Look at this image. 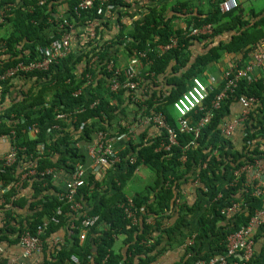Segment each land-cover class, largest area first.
I'll return each mask as SVG.
<instances>
[{"label": "trees", "instance_id": "obj_1", "mask_svg": "<svg viewBox=\"0 0 264 264\" xmlns=\"http://www.w3.org/2000/svg\"><path fill=\"white\" fill-rule=\"evenodd\" d=\"M78 1L45 0L39 4L38 0H1L0 6L9 9L4 22L9 23L10 30L0 36V74L17 62L40 58L44 47L59 38L61 28L49 20L54 14H64L77 28L90 18L100 20L109 4L95 0L91 9L76 14L73 8ZM196 1L201 0H150L141 18H134L136 14L118 9L126 6L121 0H110L116 4V14L125 13L133 19L129 26L120 24L115 37L100 44L95 36L88 35L82 45L87 51H70L47 70L21 72L0 84V136L14 130L15 143L23 148L18 150L13 164L0 169V216L5 219L0 223V240L15 243L24 230L35 233L43 218L62 204L58 199L62 191L58 180L39 174L20 179L33 162L37 170L56 167L66 173L73 170L76 162L86 165L87 156L76 143H93L100 130L111 136L127 132L128 105L132 107L133 120L140 112H162L167 122L175 125L173 101L190 86L193 77L207 83L204 71L208 64L217 62L224 52H241L245 60L252 51L264 49V12L258 15L250 10L253 15L244 19L240 6L221 12L220 0H210L211 8L203 12L196 7ZM184 8L189 9L188 13L182 11ZM191 17H195L196 24H211L212 32L185 36L177 20ZM222 34H227L225 39L220 37ZM171 36L177 37V47L162 53L147 52L150 62L144 64V79L151 86H147L146 96L138 97L127 89H111L115 77L106 65L110 60L117 65L116 53L120 49L130 56L134 51L166 44ZM77 65H81L80 72ZM86 75L90 76L89 83ZM206 85L202 109L196 108L189 114L193 124L206 112L212 114L200 127L198 136L179 134L178 143L169 150L158 149L165 131L156 128L157 133L150 135L148 128L156 126L149 124L137 133L139 142L121 141L123 147L114 179L104 182L105 189H99L101 182L87 172L85 184L78 191V199L88 207L87 213L98 215V222L87 230L82 241L80 217L73 213L61 216L57 224L50 223L43 237L63 230L65 241L51 249L46 245L41 264H150L170 245L171 239H181L184 233L191 236L193 230V244L185 245L175 264L207 261L226 252V237L247 224L260 207L259 199L245 183V173L236 182L224 185L230 183L233 171L264 159V75L253 81L240 79L218 107H213L212 100L222 90L224 79L217 86ZM78 89L80 92L74 95ZM242 96H252L257 101L236 130L238 148L233 135L225 136L221 126L241 109ZM94 101L97 103L92 105ZM58 112L72 115L57 119ZM116 118L121 122L114 124ZM54 124L59 129L47 131ZM33 125L37 128L34 135L30 133ZM192 140L194 143L184 148ZM183 154L185 159L181 160ZM130 156L135 158L133 163ZM141 164L152 171L154 181L147 194L136 192L131 196L138 216L136 224H132L120 204L127 199L123 191L125 181ZM194 179H198L193 187L194 199L187 201L182 196V185ZM27 185L33 192L29 197L19 193ZM233 202L239 203V208L229 216L223 215L221 209ZM63 209L66 211L67 206ZM192 215L197 217L194 229L190 224ZM71 222L75 225L72 228ZM258 228L254 242L258 237L264 238V224ZM119 235L126 246L123 254L113 251ZM71 255L78 261L71 262ZM262 256L254 248L247 264H264L260 263Z\"/></svg>", "mask_w": 264, "mask_h": 264}, {"label": "built area", "instance_id": "obj_2", "mask_svg": "<svg viewBox=\"0 0 264 264\" xmlns=\"http://www.w3.org/2000/svg\"><path fill=\"white\" fill-rule=\"evenodd\" d=\"M94 1L95 0H79L73 8L74 13L78 14L79 11L91 9L93 7ZM44 2L45 0H38L39 4H43ZM100 2H109V4H106L104 7V14L114 9L116 6L114 2L110 3V0H100ZM136 2V0H121L122 4L128 5H134ZM237 6L238 0L219 1V9L221 12L230 11ZM8 10L9 9L7 6H0V23H4L5 17L8 15ZM140 16H142V14ZM49 20L54 21L61 28L59 38L51 41V43L44 47L43 54L40 58L31 60L27 63L20 61L5 69L0 74V84L15 77L21 72L27 73L36 70H47L50 65L57 63L61 58L67 56L70 53V42L71 38L75 34L76 25L64 14H54ZM98 21L99 20L94 18H90L86 21L85 25L87 26L89 35L91 37H93L95 33V27ZM212 30V25L208 23L198 26H188L185 30H183V33L185 36L205 35L210 34ZM175 47H177V37L171 36L166 44H157L154 48L149 47L148 50L134 51L130 56H128V60L123 66L115 65L114 62L110 60L106 67L107 70L110 71L115 77V80L111 85V89L116 90L122 88L135 92L140 84V67L144 64L147 65L150 62L147 52L155 51L157 53H162L165 50ZM2 50L3 49H1V51ZM255 67L264 68V49L252 51L251 55L249 56V60H247L243 65H233L224 72V86L212 100L213 107H218L220 105L226 93L232 92L240 79H246L247 81L256 80V78L252 75ZM149 74L152 75V72ZM86 76L88 78L87 83H89L91 80L90 76ZM119 77H121V79H119ZM79 92V89L76 90L74 95H77ZM206 96V83H204L198 77H193L190 86L185 91H183L172 103V107L175 112V125L169 124L162 112H152L150 114H144L140 112L137 115V119L141 123L153 124L158 129L165 131V137L164 139H161L158 149L169 150L172 145L178 143L177 137L179 134L192 133L194 138H196L198 136L200 127L210 120L212 115L210 112H206L196 122V124H193L189 118V114L196 108L202 109V104ZM239 100L241 103V109L239 113L233 116L231 120L223 123L221 126V132L225 136L233 135L236 128L242 123L248 114L249 109L254 106L255 102L257 101V99L252 96H242ZM96 103L97 101H94L92 105ZM71 115L72 113L70 112H58L56 113V118L68 119ZM127 127L129 128L128 131L119 136H111L108 132L103 130L97 131L94 142L84 145L86 156L90 159V168L92 170H101L105 166L110 168L116 167V164L120 161L119 151L123 147V145L120 146L121 141L131 139L134 143L139 142V137L137 134H135L134 128H130L128 125ZM51 129H59V125L54 124L49 127L47 131H50ZM36 132L37 128L33 125L30 129V133L34 135ZM1 136L7 138L9 142V148L7 152L0 159V169L2 170L3 167L13 164L17 160V152L23 148L16 145L14 130H11L10 134ZM193 143L194 140L190 141L184 148H187L188 145ZM76 145L80 147V144L76 143ZM183 159H185L184 154L181 156V160ZM129 160L130 163H133L135 158L130 156ZM60 170L64 169L45 167L42 170H37L36 163L33 162L31 167L21 174L20 179H25L27 177L39 174L43 176H51L53 180L59 181ZM87 172L88 169L83 162H76L74 164L73 170L67 173L65 178H62V191L58 195V199L62 204L58 205L50 216L43 218L41 224L37 226L35 233H30L28 230H24L20 233L17 240L19 246L21 247V250L19 251L20 258L18 261L14 262V260L6 259L5 251L8 247L7 243L9 242L0 241V264H36L39 261V258L36 259V257L43 255L46 245H49L51 249V247L62 243L60 237H55L54 235L43 237L47 226L50 223H59L60 217L68 213H73L75 216L80 217L79 240L82 241L85 238L87 230L95 225L99 220L98 215L88 214V208L85 207L78 199V191L85 184ZM241 173H245V183L248 187H250L251 194L259 199L260 207L255 210L247 224L241 225L236 231L230 233L226 237V252L223 255L213 256L207 261L198 259L194 262V264H228V261L231 258H234L238 253L241 255L240 264H247L251 260L254 251L253 236L256 234V232H258V227L264 224V159L256 161L253 165H246L238 170L233 171L230 183H226L224 187L236 182L238 176ZM190 181L194 185L198 183V179ZM17 184L18 182L15 183V185ZM181 198L177 199V202H179ZM64 206H67L66 211L63 209ZM239 206V203L233 202L230 205L223 207L220 212L225 216H229L230 214L234 213L239 208ZM120 207H122L126 217L130 219V222L132 224H136L138 216L132 197H127L126 201L120 204ZM4 222L5 219L0 216V223ZM69 226L72 228L75 225L73 222H71ZM194 236L195 233L188 237L185 245L193 244ZM32 258L34 259V262H28V260ZM70 261L77 262L78 259L75 255H71ZM233 264L237 263L234 261Z\"/></svg>", "mask_w": 264, "mask_h": 264}, {"label": "crops", "instance_id": "obj_3", "mask_svg": "<svg viewBox=\"0 0 264 264\" xmlns=\"http://www.w3.org/2000/svg\"><path fill=\"white\" fill-rule=\"evenodd\" d=\"M137 2L134 5H128V4H124L126 5L124 6H119L118 9H121V11H125L127 10L128 12H131L132 14H136V16H134V18H140L141 16V12L145 9V7H147L146 5L150 2L147 0H136ZM163 1V0H161ZM148 2V3H147ZM147 3V4H146ZM195 3H197L196 7H198L201 11L206 12L208 9H210V4L211 1L210 0H201V1H196ZM146 4V5H145ZM238 6H240L243 9V18L244 19H249L251 18V15H253L250 10H253L254 13H260L258 15H261L262 12H264V0H238ZM116 9L114 8L109 12H106L102 18L98 21L96 27H95V33L93 35V37L95 36L100 44L105 43L106 41L111 40L113 37H115V35L117 34L118 28L121 25H128L130 24L131 20H133L132 18H129L127 16H125L124 14H116ZM183 12L188 13L189 9L186 10V8H184L182 10ZM119 16V19L117 20V17ZM133 17V16H132ZM182 18H184L182 16ZM195 22V17H191L189 20L186 19H180L177 20V24L183 28L184 30L188 27V26H198L199 24H196ZM5 23V22H4ZM2 24L0 26V36H5L8 31L10 30V25L9 23H5ZM105 24V26H104ZM86 31L87 34L84 35ZM84 35V36H83ZM89 35L88 32V28L86 25L82 26V27H77L75 29V34L74 36L71 38V42H70V47H71V51L74 52H79L80 49L87 51L85 48H82L83 44L85 43V37H87ZM227 34H222V36H220L222 39L226 38ZM117 57H116V63L118 66H123L127 60H128V56L123 53L122 49H120L117 53ZM242 53L241 52H236V53H227L224 52L222 54V56L218 59L217 62H211L210 64L207 65L204 74L206 76V82L212 85H219L222 81H223V76H224V72L229 69L231 66H236L238 64L239 61H241V65H243L247 60H249V57L245 60H242ZM94 59V58H92ZM240 65V64H238ZM240 65V66H241ZM78 68V72L81 71V65H77ZM146 71H145V67L144 65H142L140 67V84L138 89L135 91L136 95L139 97H144L146 96V94L148 93V87L147 86H151L150 83L144 79V76L146 75ZM252 75L258 79L259 77L264 75V68L263 67H255ZM157 83V81L155 82V84ZM206 83V84H207ZM160 85V84H159ZM23 89H26V86L23 87ZM15 93V92H14ZM13 93V94H14ZM113 102H115V100H113ZM127 108V112L129 115V122L127 125L131 128H134V132L135 134H137L140 131H143L144 129H146L149 124L146 123H141L137 118L136 120H133L132 117V107L131 106H126ZM240 109V108H239ZM239 109L236 111L235 115H237L239 113ZM139 114V113H138ZM133 120V121H132ZM121 120L119 118H116L115 120H113L114 124L120 123ZM126 123V122H125ZM157 127H149L148 128V132L150 135H153L155 133H157ZM236 130H238V127L236 128ZM235 132L233 133V138L236 141V147H240V144L237 143V141L239 140L238 134ZM84 145L86 144H80V148L85 152V147ZM9 148V142L7 138H4L3 136H0V159L1 157L7 152ZM86 167L88 169V172H91L94 174L95 179H97L99 182H101V185L99 187V189H105V184L104 182H109L111 180L114 179V177L117 175L118 170L116 167L114 168H110V167H103L101 170H92L90 168V159L87 158V164ZM250 172V171H249ZM248 172V173H249ZM60 174V180L58 181L59 184L61 185V180L62 178H65L67 176V173L64 170H60L59 171ZM154 181V175L152 173L151 170H149L148 167H146L145 165L141 164L139 165V167L135 170V172L125 181L124 187H123V191L126 194V197H131L134 193L136 192H141L144 194H147L149 192V188L148 186L150 184H152ZM195 185L193 183H191V181H188L187 184L182 185V196L184 197L185 200L187 201H192L194 199L193 193H194V187ZM30 185H27L26 187L20 189L19 193L22 196L25 197H29V195H32V189L30 188ZM182 199V198H181ZM27 207V206H26ZM88 208V207H87ZM26 209V208H25ZM24 209V211H25ZM190 224H191V228H195L196 226V215H192L190 217ZM195 233V230L192 231L191 234ZM257 234V232H256ZM55 237H60L61 241L64 242L65 241V233L63 230H59L58 232H56L54 234ZM177 236H175L173 239L170 240V245L154 260L152 261L150 264H175L176 262H178L184 251H185V243L188 237V235H185V233L182 235L181 239L180 238H176ZM3 241V240H0ZM8 247L6 248L5 254H6V259L7 260H14L18 261L19 260V251L21 250V247L18 244V241L15 243H7ZM254 248L255 251L257 253H262V258L260 259V263H262L264 261V238L263 237H258V239L254 242ZM126 246L124 244L123 241V236L119 235L117 236V238L115 239V243L113 246V251L115 253H120L123 254L125 252ZM44 256L45 254L43 253L42 256L40 257H36V259L39 258V261L36 264L41 263L44 260ZM237 264L241 263V255L238 253L235 255L234 258H231L228 261V264H233L234 261ZM28 262H34V259H30L28 260Z\"/></svg>", "mask_w": 264, "mask_h": 264}]
</instances>
